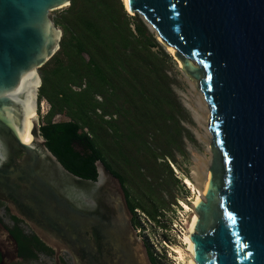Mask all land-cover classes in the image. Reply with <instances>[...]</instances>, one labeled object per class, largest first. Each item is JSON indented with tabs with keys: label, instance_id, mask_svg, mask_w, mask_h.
I'll use <instances>...</instances> for the list:
<instances>
[{
	"label": "water",
	"instance_id": "water-1",
	"mask_svg": "<svg viewBox=\"0 0 264 264\" xmlns=\"http://www.w3.org/2000/svg\"><path fill=\"white\" fill-rule=\"evenodd\" d=\"M70 4L0 0V202L55 259L153 264L120 179L101 160L96 180L73 174L40 132L39 69L62 37L50 12ZM125 9L174 48L210 111L208 184L188 228L194 264H264V0H127ZM32 98L36 115L26 112ZM1 220L9 264L19 247Z\"/></svg>",
	"mask_w": 264,
	"mask_h": 264
},
{
	"label": "trees",
	"instance_id": "trees-1",
	"mask_svg": "<svg viewBox=\"0 0 264 264\" xmlns=\"http://www.w3.org/2000/svg\"><path fill=\"white\" fill-rule=\"evenodd\" d=\"M123 3L71 0L53 20L62 37L39 69V101L49 104L40 132L61 164L81 178L96 180L101 160L120 179L130 209L155 220L170 205L160 193L162 173L179 182L171 164L182 151L183 107L169 74L171 55ZM58 115L68 119L54 121ZM13 233L25 258L37 256L33 246L50 250L35 234L19 227Z\"/></svg>",
	"mask_w": 264,
	"mask_h": 264
},
{
	"label": "rangeland",
	"instance_id": "rangeland-1",
	"mask_svg": "<svg viewBox=\"0 0 264 264\" xmlns=\"http://www.w3.org/2000/svg\"><path fill=\"white\" fill-rule=\"evenodd\" d=\"M65 8L51 11L50 18L52 20L56 19ZM150 30L155 33V31L151 28ZM165 50L172 57V66L169 74L174 79L173 89L181 106L183 107V113L180 117V125L178 127L181 132L182 140L179 141V144L181 145L182 151L175 152L174 162L171 164L174 175L179 179V182H174L164 172L161 175L160 180H162L163 188L160 193L165 200L170 202L169 207L165 208L164 215L161 216L162 224L154 222L152 219L149 222L145 216L147 214L144 213L142 209L140 210L145 215L141 213L139 216L143 225V235L149 240L153 253L156 252L162 254L160 258H157L158 261L162 264H176L174 256L171 254L170 246L180 245L184 249L186 248L182 245L181 241V235L185 227L183 225L180 211L184 212L185 206L192 208L191 199L193 194L192 190L186 183V179H190L196 190L201 194L203 193L205 183L209 177L208 169L212 161V154L210 151L212 136L210 134L207 137L206 132H210L209 128L208 126L207 128L202 126L203 108L201 102L202 100L200 99L202 93L197 83L192 81L181 70L173 54L168 51L169 49L165 48ZM48 109L49 104L45 100L39 101L37 116L40 123L43 121ZM67 119L68 118L65 115H58L53 120L65 121ZM159 162L161 163V160H159ZM172 196L174 197L172 198ZM202 199H204V195L202 196ZM172 202L176 204L173 207L171 206ZM170 206L172 209H170ZM0 217L7 227L13 226L8 215L4 214L2 210H0ZM164 224L167 226L163 227L162 225ZM18 227L31 234V230L27 225L20 223ZM57 263L73 264V261L67 252H61L59 262H57L55 257L52 255H50V257H46L37 253V256L33 260L25 261L22 264Z\"/></svg>",
	"mask_w": 264,
	"mask_h": 264
},
{
	"label": "bare ground",
	"instance_id": "bare-ground-1",
	"mask_svg": "<svg viewBox=\"0 0 264 264\" xmlns=\"http://www.w3.org/2000/svg\"><path fill=\"white\" fill-rule=\"evenodd\" d=\"M123 2H124L125 7L127 8V0H123ZM168 49H169L168 51L171 54L174 53V48H168ZM202 97H203V94L200 96V99L202 100L201 102H202V108H203L202 126L204 128L205 127L207 128L208 121L210 119V111H209L208 105H207L204 97L203 98ZM203 99H204V101H203ZM26 112L29 115H36L35 109H34L33 98L27 103ZM206 131H207V129H206ZM210 134H211L210 132H206L207 137ZM186 183L190 187V189L192 190V194H193V197L191 199L192 208L185 206V209H184L185 211L184 212L180 211V215L182 216L181 218L183 220V225L185 227L184 231L182 232V235H181V241H182V245H184L186 248L184 249L180 245H171L170 246V251H171V254L174 256V260H175L176 264H194V259H193V255H192L193 243L190 240V238L188 237L190 234L188 228H189V224H190L192 218L194 216L196 218H198V215L196 214V212L194 210V206L200 200H202V196L205 195L207 184H208V179L205 183L204 190H203L202 194L196 190V188L194 187V185L190 179L187 178Z\"/></svg>",
	"mask_w": 264,
	"mask_h": 264
},
{
	"label": "flooded vegetation",
	"instance_id": "flooded-vegetation-1",
	"mask_svg": "<svg viewBox=\"0 0 264 264\" xmlns=\"http://www.w3.org/2000/svg\"><path fill=\"white\" fill-rule=\"evenodd\" d=\"M130 208V207H129ZM0 210H2V212L4 213V214H6V215H8V217H9V219H10V221L12 222V224H13V226L12 227H9L8 226V229H9V231H10V233L14 236V233H13V231H14V228H16V227H18V225L20 224V223H23V224H25L24 222H22L21 220H19V219H17V218H15L11 213H10V211H9V209H8V207L6 206V204L5 203H2V202H0ZM131 210V209H130ZM131 212H132V222H133V224H134V226H135V228H136V230H137V232H138V234H139V236L145 241V243H146V245H147V248H148V253H149V255H151L153 258L155 257L154 256V254H153V251H152V248H151V246H150V244H149V240L148 239H146L145 238V236L143 235V232L144 231H142V227H143V225H142V223H141V218H140V216H139V214H144L140 209H135V210H131ZM160 213H159V215L156 217V219L154 220V219H152V217L149 215V217H148V215H145L146 216V218H147V220H149V222L151 221V219L154 221V222H157V223H159V224H162L161 223V216L162 215H164V213H165V210H161V211H159ZM163 212V213H162ZM1 218V217H0ZM17 219V220H16ZM1 220V219H0ZM1 222H4L3 220H1ZM5 224V223H4ZM26 225V224H25ZM7 226V225H6ZM29 227V226H28ZM29 229L31 230V234L30 235H34V233H33V231H32V229L29 227ZM25 234H29V233H27L26 231H23ZM15 238V237H14ZM17 241V240H16ZM18 243V242H17ZM19 247V246H18ZM33 248L35 249V251L37 252V253H39V254H41V255H44V256H46V257H50V253H51V251L50 250H44V249H37V247H35V246H33ZM61 254V253H60ZM60 254H55L56 255V261L57 262H59L60 261ZM30 260H33L32 258H25L24 256H21V255H19V259L18 260H15V261H13V262H11V263H9V264H21V263H23V262H25V261H30ZM1 262H2V256H1V254H0V264H1ZM58 264V263H57Z\"/></svg>",
	"mask_w": 264,
	"mask_h": 264
},
{
	"label": "built area",
	"instance_id": "built-area-1",
	"mask_svg": "<svg viewBox=\"0 0 264 264\" xmlns=\"http://www.w3.org/2000/svg\"><path fill=\"white\" fill-rule=\"evenodd\" d=\"M153 254H154V256H155L156 258H160V257L162 256V254H160V253H156V252H154Z\"/></svg>",
	"mask_w": 264,
	"mask_h": 264
}]
</instances>
